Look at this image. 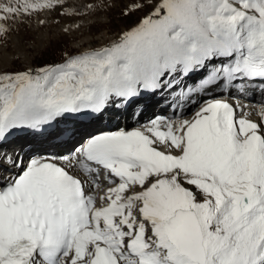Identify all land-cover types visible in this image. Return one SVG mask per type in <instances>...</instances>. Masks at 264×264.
Listing matches in <instances>:
<instances>
[{
	"label": "snow or ice",
	"instance_id": "6c2138e0",
	"mask_svg": "<svg viewBox=\"0 0 264 264\" xmlns=\"http://www.w3.org/2000/svg\"><path fill=\"white\" fill-rule=\"evenodd\" d=\"M66 3L3 0L0 39L10 23ZM85 9L60 14L96 10ZM196 72L198 87L181 88ZM256 82L264 86V0H160L108 45L0 72V143L145 94L181 91L192 104ZM180 107L91 135L75 155H17L14 172L0 168V264H264V105L258 121L217 98L191 118Z\"/></svg>",
	"mask_w": 264,
	"mask_h": 264
},
{
	"label": "rangeland",
	"instance_id": "374dc122",
	"mask_svg": "<svg viewBox=\"0 0 264 264\" xmlns=\"http://www.w3.org/2000/svg\"><path fill=\"white\" fill-rule=\"evenodd\" d=\"M81 1L83 4L76 6L74 10L85 11V6L89 3L93 4L96 10L83 16L61 15L65 9L73 11L71 8L75 5L74 0H67L65 9L24 17L10 23L11 31L0 39V46L7 49L5 53L16 55L12 43L14 39L21 37V44L29 48L34 68L60 63L68 55L78 54L88 47L100 48L116 40L123 32L136 26L160 2V0ZM76 25L80 27L76 28ZM63 27L69 31L65 32ZM76 42L80 44L75 46ZM39 43L44 47L38 46ZM31 45L36 47L32 48ZM15 58L9 71H22L28 68L21 63L20 58Z\"/></svg>",
	"mask_w": 264,
	"mask_h": 264
},
{
	"label": "bare ground",
	"instance_id": "6f19581e",
	"mask_svg": "<svg viewBox=\"0 0 264 264\" xmlns=\"http://www.w3.org/2000/svg\"><path fill=\"white\" fill-rule=\"evenodd\" d=\"M74 4L75 5H73V7L71 8V10H74V8L76 7V6H80V5H82L83 4V1H81V0H74ZM31 23V22H30ZM32 25V24H31ZM61 29V28H60ZM63 29H64V27H63ZM73 29V28H72ZM71 30V29H70ZM69 33V32H68ZM71 33V32H70ZM48 35V34H47ZM21 37L19 38V39H14V41H13V48H15L16 49V55H12V54H8L7 52L5 53V51L7 50L4 46H0V52H2V54H0V72H11V71H9V68L12 66L11 64H13V62L16 60V58L15 57H18V58H20V61H21V63L23 64V65H25V67H31V68H34L33 66H32V63H33V60H32V58H31V56H30V51H29V48L28 47H26V46H24V45H22L21 44ZM113 42V41H112ZM111 42V43H112ZM80 43H75V46H78ZM110 44V43H109ZM106 45H108V44H106ZM38 46H43L44 47V45L43 44H40L39 43V45ZM105 46V45H104ZM31 47L32 48H34V47H36L35 45L34 46H32L31 45ZM103 47V46H102ZM92 48H89L88 47V49H84L83 51H88V50H91ZM27 68V69H28ZM26 69V70H27ZM210 96H207V97H204V98H209ZM151 102H153L154 100L152 99V100H150ZM142 102H140V101H138V102H136V105H140ZM124 107V106H123ZM196 107L197 106H195V105H190V107L185 111V113L184 114H182V116H184V117H186V118H191L192 117V114L194 113V111H195V109H196ZM148 121H150V120H144L141 124H144V123H147ZM140 124V125H141ZM138 126V125H137ZM137 126H134V128L135 127H137ZM88 127V126H87ZM105 130H108L107 128H105V127H102L101 126V128L99 127V125L97 124V122H96V124H94V125H92V126H90L89 127V130L87 131V132H79V133H84L83 135H82V137L81 138H83V137H89V136H91V135H94V134H96V133H99V132H102V131H105ZM20 130H15L11 135H9L8 136V141L7 142H4V144H3V146H5V149H6V153H4V154H2L4 157L5 156H7V155H9V157H11V158H13L14 159V157L16 158L17 157V155H18V152L21 150V149H23V147L25 146V145H28V144H30L32 141H30V140H28V139H24V138H15V137H19L18 136V132H19ZM65 131V130H64ZM63 131V132H64ZM67 131V130H66ZM63 132H61V133H63ZM48 133L49 132H46V133H43L41 136H42V138H44V137H47V135H48ZM65 133V132H64ZM63 133V134H64ZM36 135H40L41 133L39 132V133H35ZM60 134H57V132H55V133H53V135L51 136V137H48L49 139H47L46 141H50V140H55L58 136H59ZM62 135V134H61ZM15 138V139H14ZM10 139H14V143L12 142V141H9ZM28 142H30V143H28ZM45 142V141H44ZM50 146V145H49ZM50 147H54L53 145H51ZM47 148L48 147H43V146H41L40 148H35V149H33L34 151H38V152H40V154L41 155H43V154H46L47 153ZM20 154V153H19ZM4 161V160H3ZM7 165H9V164H4L3 165V167L2 168H4L5 166H7ZM12 166V165H11ZM1 168V167H0ZM103 178V177H102ZM104 180V179H103ZM104 184V185H103ZM101 187L102 188H105L106 189V187H107V184H106V182H104V183H102L101 184Z\"/></svg>",
	"mask_w": 264,
	"mask_h": 264
}]
</instances>
